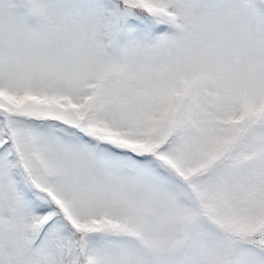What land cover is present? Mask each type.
<instances>
[{
    "label": "snow or ice",
    "instance_id": "obj_1",
    "mask_svg": "<svg viewBox=\"0 0 264 264\" xmlns=\"http://www.w3.org/2000/svg\"><path fill=\"white\" fill-rule=\"evenodd\" d=\"M0 264H264V0H0Z\"/></svg>",
    "mask_w": 264,
    "mask_h": 264
}]
</instances>
